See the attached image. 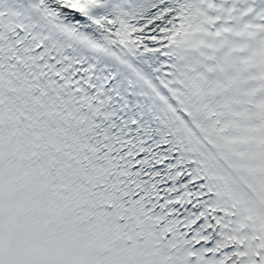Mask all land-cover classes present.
Wrapping results in <instances>:
<instances>
[{
    "label": "snow or ice",
    "instance_id": "1",
    "mask_svg": "<svg viewBox=\"0 0 264 264\" xmlns=\"http://www.w3.org/2000/svg\"><path fill=\"white\" fill-rule=\"evenodd\" d=\"M0 264H264V0H0Z\"/></svg>",
    "mask_w": 264,
    "mask_h": 264
}]
</instances>
